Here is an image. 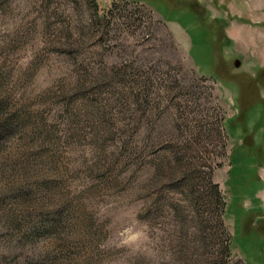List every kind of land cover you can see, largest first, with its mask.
Listing matches in <instances>:
<instances>
[{"label": "rangeland", "instance_id": "rangeland-1", "mask_svg": "<svg viewBox=\"0 0 264 264\" xmlns=\"http://www.w3.org/2000/svg\"><path fill=\"white\" fill-rule=\"evenodd\" d=\"M263 75L264 0H0V264H264Z\"/></svg>", "mask_w": 264, "mask_h": 264}, {"label": "trees", "instance_id": "trees-1", "mask_svg": "<svg viewBox=\"0 0 264 264\" xmlns=\"http://www.w3.org/2000/svg\"><path fill=\"white\" fill-rule=\"evenodd\" d=\"M261 77H259L258 80ZM238 78L239 77L236 78L232 77V81L234 82L235 85L240 84V87H242V81ZM3 80L4 78L0 77V85H2L1 82ZM249 81H251V79ZM252 87L253 84L251 82V88ZM244 89L247 90V87L244 86L243 90ZM2 94L3 93L0 91V97H2ZM248 96L251 99V94H249ZM249 103H251V101ZM33 111L35 110H32V113H34L35 115L38 114V112L35 113ZM47 111L48 110L40 111L42 113L40 114L42 117L40 119L34 120L35 117L33 115L32 116L30 115L31 113L30 111H21L20 109L12 110L11 104H9V102H7L6 99L0 98V172L1 173L4 170L5 161L8 160L7 157H4L7 144L10 142L12 143V141H14L18 135L23 134L26 130L32 133L33 136L39 137L38 141L42 145L41 148L48 145L52 149L51 151L52 154H56L57 150H60V147L62 146V138L58 136V130H59L58 126L54 125L52 121L60 120L61 116L60 114H54L53 118L49 120L46 117ZM23 113H29V114L23 115ZM69 139L70 138H68V140ZM39 153L45 155L47 151L42 150ZM12 225L13 226L10 225L12 227L11 231H7L6 233L12 231L15 232L24 231L25 227H23V225H21V223H19L16 220H12ZM54 225H59V224L56 223ZM27 228L28 226L26 227V229ZM4 234L5 233L0 232V239L6 237V235L4 236ZM47 258L45 259V261L47 260ZM40 262L41 261H39L38 258L33 257L29 259L28 264H38Z\"/></svg>", "mask_w": 264, "mask_h": 264}]
</instances>
